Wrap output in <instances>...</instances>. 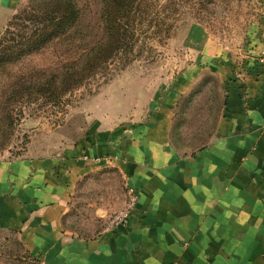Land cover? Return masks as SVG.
Masks as SVG:
<instances>
[{
    "label": "rangeland",
    "instance_id": "1",
    "mask_svg": "<svg viewBox=\"0 0 264 264\" xmlns=\"http://www.w3.org/2000/svg\"><path fill=\"white\" fill-rule=\"evenodd\" d=\"M78 2L82 24L95 26L96 38L102 36L101 0ZM27 4L20 0L0 16V55L9 20ZM142 10L129 60L111 61L70 93L43 95L27 82L59 75L79 56V39L54 41L19 59L5 57L0 63L1 157L62 160L95 136L110 132L123 141L163 114L170 118L169 143L177 156L209 144L226 102L221 67L230 64L239 78L250 58L261 54L262 47H256L264 41V0H149ZM97 157L92 162L99 168L76 182L62 216L64 231L75 238L94 239L126 225L136 207H131L134 187L116 165L120 156ZM125 212L128 219H120ZM51 262L46 251L29 249L19 233L0 229V264Z\"/></svg>",
    "mask_w": 264,
    "mask_h": 264
},
{
    "label": "crops",
    "instance_id": "2",
    "mask_svg": "<svg viewBox=\"0 0 264 264\" xmlns=\"http://www.w3.org/2000/svg\"><path fill=\"white\" fill-rule=\"evenodd\" d=\"M19 2L0 0V16ZM258 43L261 54L239 78L230 64L221 67L225 107L211 141L193 155L171 149L163 114L123 141L110 132L95 136L62 160L0 156V229L46 251L52 264H264V41ZM108 154L120 156L116 165L137 205L126 225L75 238L62 216L76 182L99 168L92 159Z\"/></svg>",
    "mask_w": 264,
    "mask_h": 264
},
{
    "label": "trees",
    "instance_id": "3",
    "mask_svg": "<svg viewBox=\"0 0 264 264\" xmlns=\"http://www.w3.org/2000/svg\"><path fill=\"white\" fill-rule=\"evenodd\" d=\"M144 3L149 5V0H101L104 34L96 38L95 26L82 24L84 17L78 0H28L27 6L8 22L0 63L6 56L14 60L39 52L54 41L79 39V56L67 61L59 75L47 78L42 74L27 82L33 81L43 95L70 93L107 68L111 61L129 60L127 54L134 49L132 39Z\"/></svg>",
    "mask_w": 264,
    "mask_h": 264
},
{
    "label": "built area",
    "instance_id": "4",
    "mask_svg": "<svg viewBox=\"0 0 264 264\" xmlns=\"http://www.w3.org/2000/svg\"><path fill=\"white\" fill-rule=\"evenodd\" d=\"M96 158H98L99 160V157H95L93 158V160H95ZM137 200H138V196L136 193H134V196L132 197L131 201H132V204H131V207L134 208L137 204ZM128 212H125L124 214H122L121 216H119L120 219H123V220H127L128 219Z\"/></svg>",
    "mask_w": 264,
    "mask_h": 264
}]
</instances>
